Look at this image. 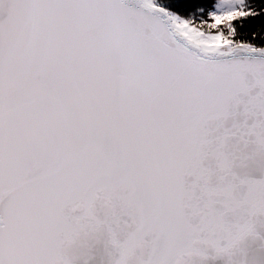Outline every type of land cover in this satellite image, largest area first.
<instances>
[{
  "label": "snow or ice",
  "instance_id": "snow-or-ice-1",
  "mask_svg": "<svg viewBox=\"0 0 264 264\" xmlns=\"http://www.w3.org/2000/svg\"><path fill=\"white\" fill-rule=\"evenodd\" d=\"M0 264H264V0H0Z\"/></svg>",
  "mask_w": 264,
  "mask_h": 264
}]
</instances>
